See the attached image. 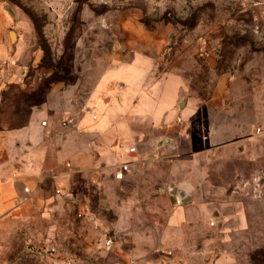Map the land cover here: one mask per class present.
<instances>
[{"label":"crops","instance_id":"0c3cea01","mask_svg":"<svg viewBox=\"0 0 264 264\" xmlns=\"http://www.w3.org/2000/svg\"><path fill=\"white\" fill-rule=\"evenodd\" d=\"M42 3L49 18L45 34L52 25L60 31L50 50L57 55L59 68L37 70L43 52L34 38L28 44L25 38L36 29L33 21L21 17L22 12L7 18L0 8V63L10 62L5 72H12L14 66L32 68V89L38 88L42 77L62 78V57L67 55L62 51V17L76 1ZM126 3L81 1L75 8L80 33L71 49L77 82L69 89L62 87L61 80L50 85L45 101L29 108L23 124L0 129V240L8 235L5 225L30 221L47 203L42 187L46 182L53 187L66 184L74 172L90 173L94 179L104 173L110 182H117L112 176L121 164L129 165L122 181L173 206L170 224L182 222V208L189 206L211 208L217 232L225 231L231 221L222 206L227 204L223 193L228 190L217 184L222 181L217 174L229 155L244 159L243 144L260 135L250 134L238 117L246 95L237 93L236 79L223 77L208 98L201 99L191 95L179 74L157 73L168 29L155 24L149 32L146 8H130ZM11 25L19 31L12 45L3 36ZM20 75L25 77V72ZM233 113L238 120L229 117ZM198 117L203 135L196 139L191 125ZM130 147L136 151L132 156L125 152ZM180 192L188 198L186 204L181 203ZM200 217L186 214L188 221ZM18 233L16 228L10 234ZM209 246H200L194 256L206 258L212 251Z\"/></svg>","mask_w":264,"mask_h":264},{"label":"rangeland","instance_id":"374dc122","mask_svg":"<svg viewBox=\"0 0 264 264\" xmlns=\"http://www.w3.org/2000/svg\"><path fill=\"white\" fill-rule=\"evenodd\" d=\"M75 1L62 17V51L67 53L62 57V78L42 77L32 89V68L14 66L5 72L10 62L0 63V79L5 72L0 81V129L23 124L29 108L45 101L50 85L61 80L69 89L77 82L71 56L80 33L75 8L86 0ZM143 1L126 4L146 8L149 32L155 24L168 29L157 73L179 74L191 95L201 99L208 98L223 77L236 79L237 93L246 95L238 117L250 134L260 135L243 144L244 159L228 154V163L217 174L222 179L217 184L228 190L222 206L231 223L217 232L211 208L189 206L182 208V222L170 224L169 215L175 212L168 200L146 195L122 180L110 182L104 173L94 179L90 173L74 172L66 184L53 187L48 181L42 186L49 200L33 219L5 225L9 236L0 240V264H264V0H145V5ZM42 7V0H0L7 18L22 12L21 17L33 21L36 29L25 38L27 44L34 38L43 52L37 70L59 68L57 55L50 50L60 31L50 23L53 30L45 34L49 18ZM10 32L19 31L13 25L4 30L5 42L12 45ZM236 115L229 117L238 120ZM200 121L198 117L191 125L196 139L203 135ZM189 213L201 217L188 221ZM16 228L19 233L11 235ZM206 244L212 248L210 254L194 256ZM219 255L224 262L217 261Z\"/></svg>","mask_w":264,"mask_h":264},{"label":"built area","instance_id":"2783aa9c","mask_svg":"<svg viewBox=\"0 0 264 264\" xmlns=\"http://www.w3.org/2000/svg\"><path fill=\"white\" fill-rule=\"evenodd\" d=\"M260 131L257 130V133H259ZM128 155L132 156L135 154V148L134 147H130L125 151ZM129 172V165L128 164H121L119 165V168L117 170V172L113 175V179L120 181L124 178V175L126 173ZM258 184V183H257ZM107 246H109V242L106 243Z\"/></svg>","mask_w":264,"mask_h":264},{"label":"water","instance_id":"95a60500","mask_svg":"<svg viewBox=\"0 0 264 264\" xmlns=\"http://www.w3.org/2000/svg\"><path fill=\"white\" fill-rule=\"evenodd\" d=\"M10 34L12 35V40H10L11 42L15 41V37L14 34L12 32H10ZM261 181V178L259 179V182ZM179 196L181 197V203H187L188 198L183 194V193H179Z\"/></svg>","mask_w":264,"mask_h":264},{"label":"bare ground","instance_id":"6f19581e","mask_svg":"<svg viewBox=\"0 0 264 264\" xmlns=\"http://www.w3.org/2000/svg\"><path fill=\"white\" fill-rule=\"evenodd\" d=\"M14 34V33H13ZM14 37H15V35H14ZM10 38H11V40H12V35L10 34ZM10 40V39H9Z\"/></svg>","mask_w":264,"mask_h":264}]
</instances>
